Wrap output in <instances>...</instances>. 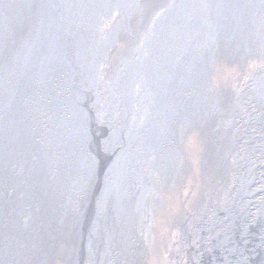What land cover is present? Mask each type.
<instances>
[{
	"label": "bare ground",
	"instance_id": "obj_1",
	"mask_svg": "<svg viewBox=\"0 0 264 264\" xmlns=\"http://www.w3.org/2000/svg\"><path fill=\"white\" fill-rule=\"evenodd\" d=\"M137 1L0 0V264H62L72 234L65 242L59 235L68 218L76 221L81 237L76 263L88 254L94 255L91 264H101L102 251L87 243V236L114 227L105 246L112 255L106 263L140 262V249L132 258L122 255L130 236L131 197L146 193L153 202L150 215L166 214L152 182L169 181L174 188L172 176L186 162L172 147H178L180 127L183 131L210 118L220 120L219 140L238 158L237 166L232 161L236 173L231 162H218L216 186L226 180L221 168L229 165L228 180L235 184L227 194L228 208L241 215L240 208L247 206V222L254 223L250 229L264 238L259 232L264 224V69L234 95L219 89L215 107H210L214 102L208 91L214 88L209 74L219 48L213 45L211 19L234 7L243 38L254 15L242 47L231 53L240 55L244 68L251 63L244 59L250 50L264 49V0H168L156 15L157 24L151 23L134 48L140 49L138 55L132 51L107 74L103 62L125 30L128 12L138 10ZM25 13L30 30L17 39L14 28L23 24ZM59 40L60 48L55 46ZM128 64L131 73H124ZM77 86L91 96L84 98ZM229 97L236 109L230 108ZM217 105L225 112L219 113ZM164 120L165 131L171 128L174 134H166ZM244 161L252 165L245 169ZM135 204L139 208L142 202ZM134 225L139 248L145 236L138 230L142 226ZM227 234L208 249L218 264H227V254L231 259L236 253ZM263 238L256 244L258 252L241 250L233 262L264 264ZM254 254L260 258L254 260Z\"/></svg>",
	"mask_w": 264,
	"mask_h": 264
},
{
	"label": "rangeland",
	"instance_id": "obj_2",
	"mask_svg": "<svg viewBox=\"0 0 264 264\" xmlns=\"http://www.w3.org/2000/svg\"><path fill=\"white\" fill-rule=\"evenodd\" d=\"M138 21H136L137 28H139V25L141 24L142 20L141 18H137ZM153 26L157 24V17L154 18L153 21ZM145 30H140L135 32L133 35L134 38H132V41L130 42V45L128 47H125L128 42H123L120 46V50L118 51V56H122L125 58H128L129 56H126L128 53V50L131 49V46L136 47L139 44L142 43V40L144 38L143 32ZM120 32L119 34H121ZM131 33H133L131 31ZM117 34V36L119 35ZM124 34V33H123ZM146 35V34H145ZM60 40L55 41V46L59 47L62 45L60 44ZM117 44V43H116ZM119 44V43H118ZM117 45H115L114 48H116ZM126 48V49H125ZM221 50H217V53H215V58L213 61L212 69L210 73V79L212 81L213 87L216 88H211V90H208L211 94V102L212 105L210 107H215L216 104V99L219 94V89L223 90L226 94H232L234 95L236 91L242 89L244 86H247V80L250 79V77L255 73H259V70L264 69L263 63L261 62V56L252 57L249 56L251 63L247 65L246 67H242V61L235 55V57H231L230 55L227 56H222L221 53H218ZM226 53V52H224ZM248 56H246L244 59H246ZM224 58V59H223ZM239 58V59H237ZM248 58V59H249ZM229 61H231L229 63ZM247 61V60H246ZM245 61V62H246ZM234 62V63H233ZM229 63V64H228ZM241 63V64H240ZM230 64H234V66H231ZM239 65V67H238ZM241 65V66H240ZM127 68H129L128 71H123L131 73L130 68H132V64H128ZM126 76V74H123ZM79 90L78 92L84 97V98H89L92 94V92H84L82 88L77 87ZM237 95V94H236ZM224 96V95H223ZM225 97V96H224ZM227 99V97H225ZM48 101V100H47ZM87 102V101H86ZM76 104H80L79 102H75ZM223 107V106H221ZM220 106H216L218 109L219 113H224L225 111L221 109ZM251 108V106L249 107ZM221 110V111H220ZM228 114V113H227ZM252 115V114H251ZM220 120L218 118H210L207 121H204V123L201 124H196L193 128H187L184 129L183 135L181 132V127H180V133H178L177 136V146H172L177 152L180 153V160L181 163L183 161L185 163V167L181 165L180 167V173L178 175L172 176L175 186L172 188L173 184L169 183V181H166L163 185L159 183L158 181L153 180V186L156 188V192L159 195V198L161 199V204L164 207V211L166 214H161V212L156 211V213L151 216V207H152V197L146 196V193H143L140 198L138 196L133 195L131 198L133 200V208L130 209V213H133L129 215L130 217V223L128 225V228L130 230V236L128 239V244H124V249L125 253L122 254L123 257L125 258H132V254H134L135 251L137 250H142L143 254L147 257L148 254L152 251V248H150V242L152 243V240L161 237V244L160 247L162 249L165 243H163V240L167 237L169 233H174L176 230V225L182 224V218L179 216L184 215L185 212L192 211L195 208V205L202 199L205 198L206 200H214V202L217 201V204H225L226 208H222L223 211L226 214V217L220 218L219 216L216 215L213 218V225L210 224L209 219L204 221L206 224L205 228L200 231L199 238L197 236V239H200L204 242V252L202 256L200 257V260H195L194 264H218L217 259L214 258V260H210V255L208 253V249L211 247V244L214 241H219L223 237V232H227V236L229 238L230 244H233V241L235 243V250L236 253L235 255L229 259V255L227 254V264H237L234 263L233 260L237 261L238 259L241 258V250H245L244 253L248 252H255L257 249V245H259V241L261 238H263L261 235H256L254 234V230L250 229V226H252L251 222H247L248 220V209L246 208L247 206H242L240 208V212L236 211L232 213L229 202L225 201L224 195L217 190L216 188V183L218 177L215 175L216 173V165H219V163L223 162V159L228 157L232 161L235 162V165L237 166L238 164V158L234 154V157H232L233 152L229 151L231 155L228 153V150H231L228 146L223 141V138L219 140V134L218 131L221 129V124L219 126ZM163 128L164 131L166 129V121L164 120L163 123ZM238 124V123H235ZM98 127L102 126L100 124H97ZM198 127H201L200 130H203L201 132ZM172 129L168 128L165 132L168 135L169 133H172ZM174 138H170L169 140H174ZM174 143V141H173ZM223 148V149H222ZM228 153V154H227ZM253 158L251 161L254 163H257V160L254 154H252ZM210 163V164H209ZM243 164H248L252 165L249 163H246L244 161ZM232 166L234 168V165L232 163ZM230 168V166L228 165ZM227 168V166H224L221 168L222 172L225 174L223 175V178L228 180V177L232 174L231 170ZM236 172H238V168L232 169ZM233 171V172H234ZM225 180V181H226ZM95 181V177L91 180V184L87 188V193L85 194L86 197L85 203L82 204L80 207L82 212L86 208V204L89 201V195L92 193V185L93 182ZM95 183V182H94ZM172 185V186H171ZM174 190L172 196L169 197V195L166 193L167 189ZM178 189L179 192L175 193L177 194L176 196L174 195V192ZM175 196V197H174ZM198 196V200L195 201V197ZM237 196V195H236ZM190 197L191 202H194L190 204L189 206L186 203V199ZM137 199H140V202H142V205L137 208L136 206V201ZM228 200V198H227ZM173 203V205H170ZM210 203V202H209ZM254 203V200H253ZM215 204V203H212ZM171 211H170V208ZM175 206V207H174ZM167 207V208H166ZM256 207V206H253ZM239 210V209H238ZM173 214L170 217V213ZM236 213V214H235ZM192 213H190L191 215ZM237 215V216H236ZM240 219H242L240 221ZM73 222L72 218H68L67 220V225L66 229L63 231L62 234L59 235L60 241L65 242V237L68 240V237L71 235L69 238V244L68 247L72 250H74V253H76L77 249L80 248L81 245V237H79L78 230H77V225ZM134 223H138L142 226L138 230L142 231V235L145 236L143 243L139 241V248L137 247V241L135 238V229L137 230V227L134 225ZM228 226L227 229L225 227ZM79 228V227H78ZM112 228V227H111ZM73 230V231H70ZM109 232L108 236L107 233ZM104 231L102 229L99 230V232L93 237V236H87V243L92 244L95 248H98L102 251V264H108L106 261H108V258L111 255V251L105 249L106 244L108 243L109 236L110 234L114 233L116 231V227L112 229H105ZM188 232L193 230V227L187 228ZM187 230H185L184 233H188ZM217 230L220 233H217ZM239 230V233H238ZM173 231V232H172ZM264 235V224L261 226V230ZM260 234V233H259ZM214 235L216 239H214ZM233 236V238H232ZM260 237V238H259ZM260 239V240H259ZM264 239V238H263ZM133 240H135L136 245L133 244ZM259 240V241H258ZM167 241V247H169V239H166ZM258 241V243H257ZM132 243V247H131ZM192 245V241L190 242ZM62 244V243H60ZM257 244V245H256ZM152 246V245H151ZM208 246V247H207ZM67 246L64 247V250L68 249ZM184 252V251H183ZM264 253V251H263ZM172 253H163L160 255L161 259V264H174V261L170 258V255ZM54 256H57L54 254ZM72 256L73 253H72ZM154 256L152 252V257ZM196 256V255H195ZM264 256V255H263ZM67 257L64 255V258ZM216 257V256H215ZM220 258V257H219ZM218 258V259H219ZM254 260L256 258H260L258 255H253L252 257ZM91 259H94V255H92ZM262 259V258H261ZM57 260V259H56ZM55 260V262H56ZM134 264H141L139 260L133 259ZM143 264V263H142Z\"/></svg>",
	"mask_w": 264,
	"mask_h": 264
},
{
	"label": "flooded vegetation",
	"instance_id": "obj_3",
	"mask_svg": "<svg viewBox=\"0 0 264 264\" xmlns=\"http://www.w3.org/2000/svg\"><path fill=\"white\" fill-rule=\"evenodd\" d=\"M167 1L168 0H138L136 2V5L138 6V10L135 13L128 12V19L126 22V28L124 31H122L121 34L118 35V38H117V44L118 43L119 44L116 48H113L111 51L108 50V56H107V58H105V60L103 62V65H104V63H106L105 72L107 74H111L113 67L115 65L119 64L121 62V59L125 57V56L124 57L118 56V53H119L118 51L120 50L121 44L123 42H125V43L128 42V44L125 46V47H128L130 45V42L132 41V38H134L133 35L135 34V32L148 29L149 26L151 25V23L154 21V18L156 17V15L159 13V11L161 9H163V7L167 3ZM215 6H216V4L214 2H212L210 4V7H212V8H215ZM132 9H134V8H132ZM119 17H120V15H118L115 18V21ZM138 17L141 18V20H142L141 24L139 25V28H137V25H136V21H138V19H137ZM30 25H31L30 16L25 13L23 24H20V25L16 24L15 25V28H14L15 37L18 39L19 37L24 36L30 30ZM109 26H112V23L107 24V27H109ZM131 31L133 33H131ZM67 41H68V39H67ZM67 41L65 39L64 43L67 44L66 43ZM9 45H10V43L7 45V50L9 48ZM134 48L135 47L131 46V49H134ZM219 48H220V46H219ZM219 48L217 50H219ZM131 49L128 50V52H127L128 54L126 56L131 55V53H132ZM11 50H12V45H11ZM224 52H225L224 50H220L218 53H221L222 56H227V54ZM235 55L237 57L239 56V58H240L239 54H235ZM235 55L230 54L231 57H235ZM246 56H248L246 58V60L249 58V56H251V57L261 56L262 58H264V49L263 50L252 49L249 51V53ZM261 62L263 63V66H264V60L263 59H261ZM211 71H213V70H211ZM261 71H263V67L261 70H259V72H261ZM210 74H209V76H210ZM254 74H257V72H255ZM248 80H247V82H248ZM77 87H79V86H77ZM79 88H81V87H79ZM214 88H216V87H214ZM76 90L79 91L77 88H76ZM249 91H247L248 96H249ZM219 94L216 95L217 98H218ZM58 95H61L60 91H58ZM229 104H230L229 105L230 108L236 109L235 105L232 103L231 98H230ZM253 117H255V116H253ZM40 124H46V123L43 121ZM245 131H246V129H245ZM181 132H182V130H181ZM220 133H221V130L218 131L219 135H220ZM182 135H183V132H182ZM223 136L225 138L226 135L223 133L222 137ZM224 143H225V140H224ZM223 162L229 164L230 162L232 163V160H230V158L226 157L223 159ZM247 165L248 164H244L245 169L247 168ZM235 176L236 175H234V177ZM233 184H235V183L233 182V178H232V181L226 180L223 182L222 185H220L218 187L216 186V188L218 191H220L224 195V197H226V194H229L231 192ZM173 191L174 190H170L168 188L166 193L170 197V196H172ZM177 192H179L178 189H176V191L174 192L175 196L177 195V194H175ZM197 197L198 196L195 197L196 198L195 201L198 200ZM256 200L257 199H255L254 203L251 205L252 207L256 206ZM225 201L228 202L227 197L225 198ZM194 202H191V200L186 199V203L188 206ZM212 203H215V204H212ZM170 205H173V203H171ZM169 208H170V206H169ZM222 208H226L225 204L218 205L217 201L214 202V200H206L205 198H202L195 205V208L192 211L185 212L184 215L179 216V218L180 217L182 218V216H183V218H182L183 223L180 224V222H179V224L176 225V227H175L176 230L174 231V233H169L167 235V237L163 240V243H165V245L163 246L164 249H162L160 247V244H161V237L160 236L153 239L152 243L150 242V244L152 245V246L150 245V248H152V251L148 254L147 257L144 255L143 258L140 260V263L141 264L142 263L143 264H161L160 255L163 253L170 252V253H172L170 255V258L174 261V264H194L195 255L196 256L199 255L201 257L203 252H204V242L200 239H197V236L199 238V234H200L201 229L203 230L206 226L205 225L206 223L204 221L205 220L207 221L209 219L208 216H211V218L215 217L216 215L219 216L220 218L226 217V214ZM170 211H171V208H170ZM170 211H169V213H170ZM249 211H250V209H249ZM190 213H192V214L190 215ZM215 213H216V215H214ZM172 215L173 214L170 213V217ZM191 227H193V230L190 231V233H189L187 228H191ZM185 230H187L188 233H184ZM166 239H169V247H167ZM143 241H144V239L141 241V243H143ZM191 241L193 244L194 243L195 244L192 245L190 243ZM135 242L136 241L133 240V244H135ZM152 252L154 254L153 257H152ZM72 253L74 256H72ZM64 255L67 257L64 258ZM62 257H63V263L62 264H71L72 263L71 261H75L76 253H74V250H72L68 247V249L66 250V254L62 253ZM64 259H65V261H64ZM102 260L100 261L101 264H102ZM91 261H92L91 256L86 254L85 260L83 261V263H76V261H75V263L76 264H91Z\"/></svg>",
	"mask_w": 264,
	"mask_h": 264
},
{
	"label": "water",
	"instance_id": "obj_4",
	"mask_svg": "<svg viewBox=\"0 0 264 264\" xmlns=\"http://www.w3.org/2000/svg\"><path fill=\"white\" fill-rule=\"evenodd\" d=\"M238 14L239 12H237V9L233 7L232 9H229L223 13H219L218 17H221L220 19L219 18L211 19L210 32L212 31L213 45L217 47L220 46L221 50H224L227 55H230L235 50H238L242 47L244 37H246L248 31L250 30V27L253 25L254 15H251L250 18L247 20V29L243 34V38H240L239 37L240 32L236 28V24L238 25L237 22ZM223 40L226 41L225 45L221 44ZM231 45H234V47L231 48L230 47ZM131 51H134V53L138 55L140 49L138 50L131 49ZM204 52H205V47H204ZM134 70H135L134 74L138 73L137 69ZM32 85L33 87L35 86L34 83H32ZM94 116H97V114H95ZM103 129L104 128H100V130L98 129L97 131L99 133H102L104 132Z\"/></svg>",
	"mask_w": 264,
	"mask_h": 264
},
{
	"label": "trees",
	"instance_id": "obj_5",
	"mask_svg": "<svg viewBox=\"0 0 264 264\" xmlns=\"http://www.w3.org/2000/svg\"><path fill=\"white\" fill-rule=\"evenodd\" d=\"M44 126V125H43Z\"/></svg>",
	"mask_w": 264,
	"mask_h": 264
}]
</instances>
